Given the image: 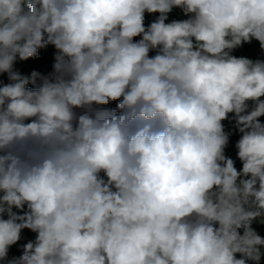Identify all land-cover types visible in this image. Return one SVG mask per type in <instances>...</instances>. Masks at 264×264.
Returning a JSON list of instances; mask_svg holds the SVG:
<instances>
[{
  "label": "clouds",
  "instance_id": "1",
  "mask_svg": "<svg viewBox=\"0 0 264 264\" xmlns=\"http://www.w3.org/2000/svg\"><path fill=\"white\" fill-rule=\"evenodd\" d=\"M253 40L264 0H0V261L28 229L8 264H261ZM49 45L52 72L14 70Z\"/></svg>",
  "mask_w": 264,
  "mask_h": 264
},
{
  "label": "trees",
  "instance_id": "2",
  "mask_svg": "<svg viewBox=\"0 0 264 264\" xmlns=\"http://www.w3.org/2000/svg\"><path fill=\"white\" fill-rule=\"evenodd\" d=\"M187 18L188 17L185 16L184 13L179 8H174L173 11L169 14L170 22L172 20H183ZM55 52H56L55 48L49 45L46 48L38 50V55L34 58H29L27 61H20L19 59H17V62L14 65V70H16L15 69L16 66L21 64L30 70V72L25 75H30L32 71H37L41 73L42 75H47L53 71L52 65L54 63ZM154 54H155L154 52L150 53V55H154ZM18 72L21 73L20 71ZM3 77L7 78V74L6 73L0 74V78H3ZM5 83H8V81ZM38 84H39V81H37L36 85L30 84L28 85V87L35 88L38 86ZM117 103L118 102H111L109 105L102 106V107L114 109ZM250 107H251V102H250ZM77 111H81V110H77ZM260 120H264V117H261ZM222 123L224 124L225 131L232 133L229 138L228 147L226 148V155L231 157L235 161V167L237 168V170H240L242 168V163L239 161V159L236 156L237 149L235 148V144L237 140L240 138V134L237 130H235V121L231 119V114H230V118L224 120ZM252 227L260 235L264 236V225L259 224V223H253ZM35 236H36V233H33L32 231L28 229L22 230L21 239L17 242V244L12 245L9 248L7 260L0 261V264H8L9 260L20 257L23 253V245H25L29 241L34 240ZM238 258H239V255H238ZM261 264H264V259L261 260Z\"/></svg>",
  "mask_w": 264,
  "mask_h": 264
},
{
  "label": "rangeland",
  "instance_id": "3",
  "mask_svg": "<svg viewBox=\"0 0 264 264\" xmlns=\"http://www.w3.org/2000/svg\"><path fill=\"white\" fill-rule=\"evenodd\" d=\"M158 15L153 14V15H145V24L148 25L151 23L153 20L156 19ZM168 22H170V19L168 17ZM233 55L237 57H247L249 59H258V58H264V53L261 52L259 42L253 40L249 44H244L242 47L237 48L233 51ZM16 70L20 71L22 74H28L30 72L29 69H27L24 65H18L15 68ZM0 81H3L4 83L8 81L7 78L3 77L0 78ZM261 122H264V120H261ZM15 211V209H14Z\"/></svg>",
  "mask_w": 264,
  "mask_h": 264
}]
</instances>
